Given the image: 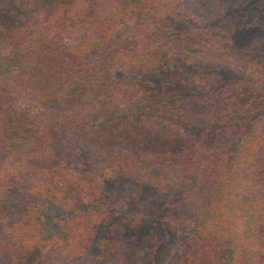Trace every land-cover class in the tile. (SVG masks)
I'll use <instances>...</instances> for the list:
<instances>
[{
    "label": "trees",
    "instance_id": "obj_1",
    "mask_svg": "<svg viewBox=\"0 0 264 264\" xmlns=\"http://www.w3.org/2000/svg\"><path fill=\"white\" fill-rule=\"evenodd\" d=\"M251 29L264 0H0V264H157L145 193L162 264H264Z\"/></svg>",
    "mask_w": 264,
    "mask_h": 264
},
{
    "label": "rangeland",
    "instance_id": "obj_2",
    "mask_svg": "<svg viewBox=\"0 0 264 264\" xmlns=\"http://www.w3.org/2000/svg\"><path fill=\"white\" fill-rule=\"evenodd\" d=\"M256 36H264V29H251L242 31L239 35V39L242 42H248ZM141 199L142 200L138 205L135 204L131 208V211L128 212L126 210L129 207V203L122 205L120 211H126V213H129L126 215H131L143 208H150L153 210V215L148 219V226L150 225L149 227L152 229L157 228V231H161L163 229L166 234H171L170 239H172L169 240V242L164 245L160 252H158L156 255L157 264H162L169 258L171 251L175 247V240H177L176 237L178 236L171 228L173 221H177L179 218V214L174 208L175 199L172 195L157 193H145L142 195ZM165 226H167L166 229H164Z\"/></svg>",
    "mask_w": 264,
    "mask_h": 264
}]
</instances>
